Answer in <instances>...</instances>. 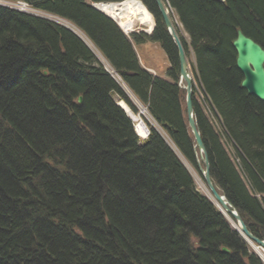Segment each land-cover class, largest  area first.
Wrapping results in <instances>:
<instances>
[{"label":"trees","instance_id":"trees-1","mask_svg":"<svg viewBox=\"0 0 264 264\" xmlns=\"http://www.w3.org/2000/svg\"><path fill=\"white\" fill-rule=\"evenodd\" d=\"M24 1L70 21L120 80L66 26L0 6V264H264L178 158L196 167L177 49L154 2L141 0L151 34L128 38L90 5L121 0ZM167 2L194 57L192 102L210 177L264 239V101L241 87L232 46L241 29L264 48V0ZM147 41L164 50L166 79L138 61L133 43ZM122 84L177 153L147 121V138L135 134L117 105L138 112Z\"/></svg>","mask_w":264,"mask_h":264},{"label":"water","instance_id":"water-1","mask_svg":"<svg viewBox=\"0 0 264 264\" xmlns=\"http://www.w3.org/2000/svg\"><path fill=\"white\" fill-rule=\"evenodd\" d=\"M160 14L163 23L165 25L166 32L173 40L176 49L177 57L179 61V82H184L182 88L185 91V112L187 125L192 134L194 141L193 149L196 157H200L204 166H199L200 174L204 183L208 186L210 194L213 198L220 203L224 210L229 213L239 224V228L236 229L243 238L255 249L261 247L264 249V240L253 236L246 228L243 220L239 216L237 210L230 204L223 194H220L214 187L211 181L209 172V161L205 145L202 141L200 132L198 131L194 123V111L192 108V91H193V79L190 74L189 68L186 63L184 48L182 43L175 33L171 18L164 5L163 0H152ZM232 46L236 52V67L243 75V79L240 83L241 87L247 91L249 95L256 97L260 101H264V48L258 42L242 32L241 29L236 31V37L232 41ZM80 102L81 97H78ZM120 106V104H118ZM224 251H227L224 248Z\"/></svg>","mask_w":264,"mask_h":264},{"label":"rangeland","instance_id":"rangeland-1","mask_svg":"<svg viewBox=\"0 0 264 264\" xmlns=\"http://www.w3.org/2000/svg\"><path fill=\"white\" fill-rule=\"evenodd\" d=\"M163 1H164V4H165L166 9L169 7L170 11L172 12V15L174 17V22L177 24V26L179 28V35H181L184 38L185 41L189 42L188 34L185 32L184 28L182 27V25L178 21L177 16L175 15L174 11L172 10V8H170V5L168 4L167 0H163ZM107 2H110V1H107ZM8 3L9 2H7V0H0V6H2V7L3 6L4 7H7V5H9ZM142 5L144 6V4H142ZM144 8L146 9L145 6H144ZM29 9L32 12V13H29V14H33L35 11H37L33 7H31V6H30ZM16 10L17 11H20L21 13L22 12L23 13L24 12H27V11L20 10L18 8H16ZM167 11L169 12V10H167ZM33 15L34 16H38V17H41V18L46 19V20H49V21L58 22L61 25L64 24L63 26L67 25L68 28L69 27L71 28V26L74 27V25L72 23H70V21H68L67 19L62 18V17H60L58 15H55L53 13H50V12L42 11V12L34 13ZM55 18H58L59 20L60 19L61 20L60 21H57V20H55ZM152 19H153V17H152ZM153 25H154V22H152L151 24H147V25L137 24L136 23L134 25V27H133L132 30L134 32H139V31L145 30V32H146V31H149L153 27ZM74 28H75V30H73L74 32H76L77 34L81 35L82 37L84 35L85 38H86V40H88V38L86 37V35L84 33H82V31H80L78 28L76 30V27H74ZM135 51H136L137 55L139 56V58H140V60H141V62H142L143 65H146L147 67L152 68L157 73V75L159 77H163V78H166L167 77L166 72H167V69H168V66H169L168 59H167V56H166L164 50L161 48V46L158 43H154V42H135ZM94 53H96V56L100 60V63H104L105 65H107V62L103 58V56H101L95 50H94ZM186 57H187L189 63L194 61V57H193V55L191 53H189V54L186 53ZM114 75L113 76L115 78H117L116 74H114ZM131 99L134 101L135 104L138 105V112L137 113L138 114L140 113V115L142 117V120H144V123H146V121H147L149 124L153 125L160 132L161 136L163 137V139L167 143V145L170 148L174 149L176 151V153H177V150L175 149L172 141L168 138V136L166 135V133L164 132V130L161 129L159 126H157V124L155 123V121L148 114V111L147 110H144V106L142 104H140V102H138V100L136 99V97H134L132 94H131ZM198 99H199V103H200L201 107L203 108V111H204L206 117L209 119V121L213 125L214 129L219 133V135L221 137V141H222L223 145L225 146V148L227 149L228 153L232 156V158H235L236 157V154H235V151L233 150L232 142L223 134V129H222L220 120H218V117L215 114H213L214 112H212L211 108L205 103V101L203 99V96L201 97L200 93H198ZM140 107H143V111H145V112H140L141 111L140 110L141 109ZM145 125L148 128L147 124H145ZM135 134L141 140L146 139L147 136H148V133H146L144 136H140L137 132ZM177 154H178V156H180L178 158L180 159L181 163H183V165L185 166V168L187 169V171L189 172V174L192 176V178H193V180L195 182V185L197 187V190L201 191L203 194H205L206 196H208L205 193L206 191H205V189L202 186V184H205L204 181H203V178H201L199 176V173H200L199 166H202V167L204 166L202 164L203 162L200 159V157H196L195 156V159H196V167H193L191 165V163L185 157H181V155L179 153H177ZM194 155H195V153H194ZM234 161L237 162L236 161V158H235ZM208 191H209V189H208ZM259 249H261V248H259ZM261 251H262V249H261Z\"/></svg>","mask_w":264,"mask_h":264},{"label":"bare ground","instance_id":"bare-ground-1","mask_svg":"<svg viewBox=\"0 0 264 264\" xmlns=\"http://www.w3.org/2000/svg\"><path fill=\"white\" fill-rule=\"evenodd\" d=\"M164 2V1H163ZM142 2L140 0H123L120 2H91V6L93 8H95L96 10L100 11L101 13L105 14L106 16H108L109 18H111L117 25H119L123 30L125 31H130L133 29L134 25L137 24H151L152 21V16L151 14H149L150 12L148 10H146L144 8V6L141 4ZM165 5V4H164ZM167 10H169L168 14L170 16L172 24H173V28L175 33L178 35L179 39H180V35H179V28L177 26V24L174 22V17L172 15V12L170 11L169 7L167 8ZM61 20V19H60ZM163 21V20H162ZM164 24V23H163ZM64 25V24H63ZM165 26V25H164ZM75 27V26H74ZM77 30V29H76ZM151 30V29H150ZM238 30V29H237ZM236 30V31H237ZM73 33H75L78 37H80V39L87 44L90 49H94L95 51H97L95 49V47L92 45V43H88V40H86L85 36L83 35V37L79 34H77L76 32H74L73 30H71ZM183 38V37H182ZM181 41V40H180ZM182 43V41H181ZM183 46V44H182ZM184 48V46H183ZM234 48V47H233ZM98 53V51H97ZM184 54H185V59H186V63L187 66L188 64V59L186 57V52L184 49ZM236 60V57H235ZM236 66V64H235ZM178 67H179V61H178ZM106 68L109 70V72L111 74H116L117 77H119V75L114 72L113 69L110 68L109 65H106ZM189 68V67H188ZM237 68V67H236ZM238 69V68H237ZM239 70V69H238ZM241 73V72H240ZM242 74V73H241ZM115 76V75H114ZM242 79H243V75H242ZM241 79V81H242ZM240 81V83H241ZM245 90V89H244ZM81 97V96H79ZM192 97H193V91H192ZM78 99V98H77ZM78 101V100H77ZM81 101V100H80ZM139 102V101H138ZM141 104V103H140ZM119 106V105H118ZM120 108L123 109V111L130 117V119L133 121L134 125H135V130L136 132L140 135V136H144L147 133V127L144 123V121L142 120V117L140 115V113H134L127 104H125L124 102L120 101ZM141 111L140 112H145L143 111V107H140ZM192 108H193V102H192ZM145 110V109H144ZM194 111V108H193ZM194 114V113H193ZM194 123L196 125V121H195V117H194ZM197 127V125H196ZM198 129V127H197ZM199 131V129H198ZM200 132V131H199ZM201 135V134H200ZM212 181V179H211ZM213 184V181H212ZM206 184H202L203 188L205 189V193L208 195V197H210V200L213 201L214 204H216L215 206L218 208V210L225 216V218L229 221L230 225L234 228V230L240 235V237L247 242L243 236L236 230L239 228V224L237 223V221L234 219L233 216H231L229 213L226 212V210L223 209V207L220 205V203H218L213 196L210 194V192L208 191V186ZM214 185V184H213ZM215 187V186H214ZM208 188V189H207ZM216 188V187H215ZM222 194V193H220ZM224 195V194H223ZM225 196V195H224ZM226 197V196H225ZM227 199V198H226ZM228 200V199H227ZM231 204V203H230ZM232 205V204H231ZM235 209L236 207L234 205H232ZM237 210V209H236ZM238 212V211H237ZM239 214V213H238ZM240 216V214H239ZM241 217V216H240ZM242 219V217H241ZM243 220V219H242ZM244 222V221H243ZM245 224V223H244ZM246 226V225H245ZM247 228V227H246ZM249 231V230H248ZM250 232V231H249ZM251 233V232H250ZM252 234V233H251ZM253 235V234H252ZM254 236V235H253ZM248 243V242H247ZM248 245H250L248 243ZM251 246V245H250ZM224 250V248H223ZM257 251V253L260 255L259 258L264 260V251H261V249L257 248L255 249Z\"/></svg>","mask_w":264,"mask_h":264},{"label":"built area","instance_id":"built-area-1","mask_svg":"<svg viewBox=\"0 0 264 264\" xmlns=\"http://www.w3.org/2000/svg\"><path fill=\"white\" fill-rule=\"evenodd\" d=\"M8 4H9L8 6H10V7L18 8V9L23 10V11L31 12V10L28 7H26V5L24 3L19 2V3H8Z\"/></svg>","mask_w":264,"mask_h":264},{"label":"crops","instance_id":"crops-1","mask_svg":"<svg viewBox=\"0 0 264 264\" xmlns=\"http://www.w3.org/2000/svg\"><path fill=\"white\" fill-rule=\"evenodd\" d=\"M138 58H139V56H138ZM139 60H140V58H139ZM140 62H141V60H140ZM141 64H142V62H141ZM142 66H145L149 71H150V69H152V68L147 67L146 65H142Z\"/></svg>","mask_w":264,"mask_h":264},{"label":"flooded vegetation","instance_id":"flooded-vegetation-1","mask_svg":"<svg viewBox=\"0 0 264 264\" xmlns=\"http://www.w3.org/2000/svg\"><path fill=\"white\" fill-rule=\"evenodd\" d=\"M152 16V15H151ZM152 21H153V19H152Z\"/></svg>","mask_w":264,"mask_h":264}]
</instances>
